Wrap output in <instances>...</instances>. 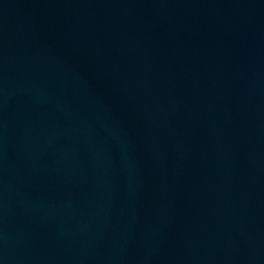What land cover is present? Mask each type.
<instances>
[{
    "label": "water",
    "instance_id": "95a60500",
    "mask_svg": "<svg viewBox=\"0 0 264 264\" xmlns=\"http://www.w3.org/2000/svg\"><path fill=\"white\" fill-rule=\"evenodd\" d=\"M0 264H264V0H0Z\"/></svg>",
    "mask_w": 264,
    "mask_h": 264
}]
</instances>
